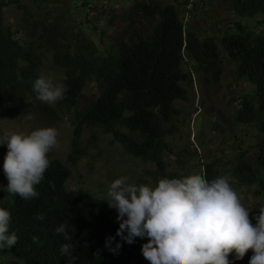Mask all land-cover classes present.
<instances>
[{
	"label": "trees",
	"instance_id": "16d2710c",
	"mask_svg": "<svg viewBox=\"0 0 264 264\" xmlns=\"http://www.w3.org/2000/svg\"><path fill=\"white\" fill-rule=\"evenodd\" d=\"M74 4L87 16L91 14L89 1ZM183 4L186 11L175 4L139 2L137 15L153 23L150 37L135 32L134 40L119 41L104 53L90 37L95 29L87 28L89 19L81 22L64 14L62 0H0V109L7 106L8 114L15 117L28 110L54 117L64 108L74 120L68 157L73 165L85 155L81 139L92 129L109 134L113 144H120L135 158L155 163L160 175L174 177L167 173L164 154L171 153L167 135L183 113L177 104L189 101V87L194 83L185 60L195 61L199 70H210L215 82L222 74L216 44L203 43L195 31L185 28L184 13L192 12L197 2L193 7ZM9 6L22 10L17 31L7 24ZM230 6L241 18L263 17L261 32L238 22L227 30L222 46L236 64L237 80L255 87L253 94L240 101L236 116L237 123L257 128L255 160L248 161V153L242 151L235 172L248 186L257 185L264 199V0H230ZM17 33L23 35V42ZM49 56L64 72L60 84L65 92L55 107L39 101L32 88ZM91 83L97 88L96 97L84 103ZM48 158L50 166L36 185V197L25 201L0 191V207L11 214L9 234L15 232L18 237L16 245L0 250L1 264H135L143 256L142 239L129 245L117 236L118 213L108 206V199L83 188L70 189V167L51 154ZM206 168L211 181L214 166ZM38 214L44 219H37ZM65 223L70 241L55 231ZM109 237L114 241L109 242ZM65 243L72 245L71 261L61 253ZM117 244L122 247L117 249ZM252 255L249 251L238 260L233 253L229 259L232 264H249Z\"/></svg>",
	"mask_w": 264,
	"mask_h": 264
},
{
	"label": "rangeland",
	"instance_id": "374dc122",
	"mask_svg": "<svg viewBox=\"0 0 264 264\" xmlns=\"http://www.w3.org/2000/svg\"><path fill=\"white\" fill-rule=\"evenodd\" d=\"M85 0H62L61 9L73 20L88 21L87 28L93 27L95 31L90 37L104 53L119 41H132L137 32L140 36L150 37L153 23L144 16L137 15L135 6L158 3L162 7L170 4L180 6L186 11V0H87L93 8L90 15L74 4ZM192 12H185L186 30L195 31L200 40L205 43L212 40L221 55V78L215 82L214 73L210 70H199L195 61L187 58L184 63L186 70L192 71L193 86L189 87V101L178 102L177 106L183 113L174 122L172 133L167 135L171 146V153L165 152L167 173L163 176L158 173L155 163L144 162L128 154L120 144L112 143V137L103 131L87 129L82 136V146L85 155L76 165L68 162L71 152L74 120L62 108L56 116H47L28 110L15 117L10 116L8 107L0 109V138L6 132L31 131L55 127L58 130V146L48 154L66 163L72 170V178L68 182L70 189L83 188L95 196L108 199L107 191L112 182L121 177H128L130 184L157 185L161 178H181L192 174H201L207 178V164L214 166V178L226 175L231 186L241 195L242 203L252 210L251 218L255 224V217L259 214V206L264 205L257 190L258 186H248L235 172L236 160L245 150L248 161L255 160L253 148L258 143L259 133L254 125L237 123L236 116L240 101L243 97L254 93L255 87L247 81H239L234 75L235 62L229 57L222 46V38L234 24L241 22L259 33L262 28L259 22L262 15L254 18H241L231 9L230 0H201ZM7 24L17 31L21 24L22 10L16 6L5 9ZM152 23V24H151ZM77 25L76 23H74ZM137 34V35H138ZM24 41L22 34L16 36ZM207 68V67H206ZM41 75H51L54 82L60 84L64 72L57 68L52 57L49 56L41 69ZM97 88L91 83L85 90L82 100L88 103L96 97ZM60 99L51 107L57 106ZM7 146L0 145V185L6 187L7 178L3 171L4 158ZM4 194L7 193L0 188ZM143 244L147 239H142ZM142 244V245H143ZM1 264V258H0ZM135 264H149L143 256Z\"/></svg>",
	"mask_w": 264,
	"mask_h": 264
},
{
	"label": "clouds",
	"instance_id": "9594fccd",
	"mask_svg": "<svg viewBox=\"0 0 264 264\" xmlns=\"http://www.w3.org/2000/svg\"><path fill=\"white\" fill-rule=\"evenodd\" d=\"M32 88L36 98L47 104L56 103L65 92L51 75L35 79ZM58 135L55 127L39 128L30 134L6 132L0 145L8 149L3 164L8 184L0 188L25 201L36 197V185L50 166L48 153L58 146ZM127 181L128 177H121L110 184L107 204L118 213L117 236L129 245L136 238L147 239L141 251L149 264H232L229 257L233 253L242 260L249 251L253 253L249 264H264V205L259 206L253 224L252 210L242 203L226 175L211 181L201 174L165 177L155 186ZM10 218V212L0 207V250L18 241L15 232L9 234ZM37 219L44 217L38 214ZM68 228L65 223L55 231L70 241ZM33 239L35 242L38 238ZM107 239L111 242L115 238ZM71 248L65 243L60 249L70 261Z\"/></svg>",
	"mask_w": 264,
	"mask_h": 264
},
{
	"label": "built area",
	"instance_id": "2783aa9c",
	"mask_svg": "<svg viewBox=\"0 0 264 264\" xmlns=\"http://www.w3.org/2000/svg\"><path fill=\"white\" fill-rule=\"evenodd\" d=\"M187 1V3H188V5H189V7H193V5L197 2H199V1H201V0H186Z\"/></svg>",
	"mask_w": 264,
	"mask_h": 264
}]
</instances>
